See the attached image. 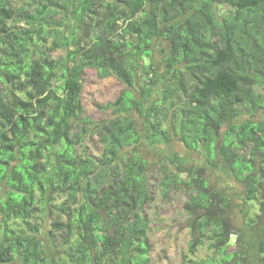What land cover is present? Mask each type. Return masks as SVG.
I'll list each match as a JSON object with an SVG mask.
<instances>
[{"label": "trees", "instance_id": "obj_1", "mask_svg": "<svg viewBox=\"0 0 264 264\" xmlns=\"http://www.w3.org/2000/svg\"><path fill=\"white\" fill-rule=\"evenodd\" d=\"M88 69L124 86L99 122ZM143 147L163 149L154 188ZM213 170L241 186L243 223ZM157 192L187 195L189 255L209 252L182 264H264V0H0V264H150Z\"/></svg>", "mask_w": 264, "mask_h": 264}, {"label": "rangeland", "instance_id": "obj_2", "mask_svg": "<svg viewBox=\"0 0 264 264\" xmlns=\"http://www.w3.org/2000/svg\"><path fill=\"white\" fill-rule=\"evenodd\" d=\"M225 9L227 10V8ZM157 49H160V45H157L154 54V58L158 64L161 54L156 53ZM157 51L159 52V50ZM58 55L59 53H56V57ZM144 61L146 64L145 66H148V59L145 58ZM157 66L160 67V70H163L164 63L160 62ZM84 79L85 81L82 101L86 110V114L90 116L94 122L108 119L110 112H102L98 108V105H105L106 103L114 101L121 94L124 86L113 77L100 78L97 74V71L91 69L86 70ZM162 90L163 88H161V86H158L156 89H154L152 99L159 101L162 98ZM129 114L135 118L139 130L145 134V120L139 116L138 111L134 110ZM85 146L87 147L88 154L93 158H96L101 152H103V146L101 143H99L97 137L86 139ZM168 147L169 151L167 154L172 152L178 153L181 154V156L185 159L189 158V161L191 162H200V157L197 154L187 152L181 144L177 143V140L169 144ZM162 154L163 149L153 150L148 147H143V151H141L142 157H145L148 160V166L150 168L149 179H152L150 181V186L153 188L157 187V184L159 183V174L156 173L158 176L154 179L152 178V175L157 171L156 165H153L161 159ZM209 175L215 188L218 190L231 192L233 195H235L232 208V217H237L238 219L236 221L240 222L242 219H244V215L247 214L245 210L249 211L244 201L240 200L241 186L235 180L228 179L224 173L219 170L210 171ZM152 196V203L146 206V213L151 221L148 233L149 241L152 246V251L150 253V264H182L184 255H187L188 259H195L198 261L208 257L209 252L205 248H200L201 250H199L196 256L192 258L189 255L188 243L191 239V234L187 226L188 218L183 210L184 203L188 200L187 195L180 194L175 196V199L173 198L168 202H163L158 192L156 194H152ZM252 210L254 213H258L259 207L254 204ZM47 221L45 222V219H40V223H46V230H48L50 226V221ZM259 229L261 232V228ZM255 231L257 232V235L260 236V232L257 230ZM246 235H249V232H247ZM43 239L45 242H47V237L44 235ZM232 239V247L230 249L231 251L236 249V237H233ZM244 261L248 263L247 260L244 259ZM217 264L221 263L217 262Z\"/></svg>", "mask_w": 264, "mask_h": 264}, {"label": "clouds", "instance_id": "obj_3", "mask_svg": "<svg viewBox=\"0 0 264 264\" xmlns=\"http://www.w3.org/2000/svg\"><path fill=\"white\" fill-rule=\"evenodd\" d=\"M195 154H196V153H195ZM180 155H181V154H180ZM184 159H185V158H184ZM213 171H215V170H213ZM200 248L203 249V245H201Z\"/></svg>", "mask_w": 264, "mask_h": 264}]
</instances>
